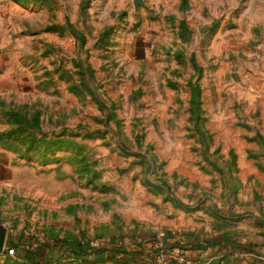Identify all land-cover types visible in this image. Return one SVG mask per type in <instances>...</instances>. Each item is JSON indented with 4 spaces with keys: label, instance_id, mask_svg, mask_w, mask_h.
<instances>
[{
    "label": "rangeland",
    "instance_id": "obj_1",
    "mask_svg": "<svg viewBox=\"0 0 264 264\" xmlns=\"http://www.w3.org/2000/svg\"><path fill=\"white\" fill-rule=\"evenodd\" d=\"M60 4L6 47L0 264H264V0Z\"/></svg>",
    "mask_w": 264,
    "mask_h": 264
},
{
    "label": "crops",
    "instance_id": "obj_2",
    "mask_svg": "<svg viewBox=\"0 0 264 264\" xmlns=\"http://www.w3.org/2000/svg\"><path fill=\"white\" fill-rule=\"evenodd\" d=\"M61 2L63 3L64 0H56V2L55 0H0V76L3 69V63L6 60H9L6 47L10 45L11 32L17 30V22L15 18L19 13L18 11L25 12L27 10H32L35 6H39L40 9L44 8L48 12L54 10L56 13H59L60 11V13L63 14V10L66 6L64 4V6L61 5ZM80 6L81 0H76L77 10L81 9ZM190 109L191 107L189 108V112L191 113Z\"/></svg>",
    "mask_w": 264,
    "mask_h": 264
},
{
    "label": "trees",
    "instance_id": "obj_3",
    "mask_svg": "<svg viewBox=\"0 0 264 264\" xmlns=\"http://www.w3.org/2000/svg\"><path fill=\"white\" fill-rule=\"evenodd\" d=\"M201 99V98H200ZM194 103H195V99L193 98V95H192V93H191V100H190V107H191V109H190V111H194L193 109H194ZM199 105H201L200 104V102H199V104L197 105V106H199ZM11 117V116H10ZM12 123H14L13 124V126H15V130L14 131H11V132H9V134H8V142L10 143V146H13L14 148L16 147V145H21L22 147H25L26 148V151L27 152H29L30 151V149H31V146L30 145H34V143H35V138H31V140H29L30 139V136H24V134H23V132L21 131V126H20V123L19 122H12ZM11 143H14V145L13 144H11ZM47 144V143H46ZM50 145V144H49ZM64 147V146H63ZM61 148V149H64V148ZM59 152L61 151H63V150H58ZM169 245L167 244L166 245V247H168ZM171 247V246H170ZM180 249H185V247L183 246V245H179L178 246ZM169 248V247H168ZM14 251V250H13ZM92 252H93V254L94 253H101V254H98V255H102V256H107V257H109V256H112L113 254H115V253H117V252H115L116 250H106V248L104 249V250H97V251H94V250H91ZM87 251L86 250H79V252H78V256H80V257H83V256H86L87 255ZM37 255H41V253L39 254V252H37V253H35V255H32L31 253H27V256H26V260L27 261H29V262H34L33 260H34V258H36L37 257ZM33 256V257H32ZM33 258V259H32Z\"/></svg>",
    "mask_w": 264,
    "mask_h": 264
},
{
    "label": "water",
    "instance_id": "obj_4",
    "mask_svg": "<svg viewBox=\"0 0 264 264\" xmlns=\"http://www.w3.org/2000/svg\"><path fill=\"white\" fill-rule=\"evenodd\" d=\"M6 234H7L6 228L4 226L0 225V253L4 249Z\"/></svg>",
    "mask_w": 264,
    "mask_h": 264
},
{
    "label": "built area",
    "instance_id": "obj_5",
    "mask_svg": "<svg viewBox=\"0 0 264 264\" xmlns=\"http://www.w3.org/2000/svg\"><path fill=\"white\" fill-rule=\"evenodd\" d=\"M10 254H12V255H13V254H14V251H13V250H10Z\"/></svg>",
    "mask_w": 264,
    "mask_h": 264
}]
</instances>
